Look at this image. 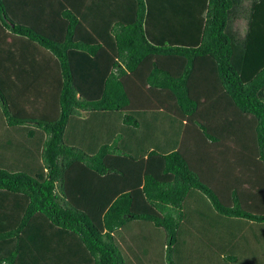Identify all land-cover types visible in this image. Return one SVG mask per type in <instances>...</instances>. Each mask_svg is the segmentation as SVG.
Segmentation results:
<instances>
[{
    "label": "trees",
    "instance_id": "16d2710c",
    "mask_svg": "<svg viewBox=\"0 0 264 264\" xmlns=\"http://www.w3.org/2000/svg\"><path fill=\"white\" fill-rule=\"evenodd\" d=\"M237 3L0 0V264H132L128 220L162 235L158 264L247 263L264 235V0L243 45L224 31ZM191 191L222 246L183 239Z\"/></svg>",
    "mask_w": 264,
    "mask_h": 264
},
{
    "label": "crops",
    "instance_id": "0c3cea01",
    "mask_svg": "<svg viewBox=\"0 0 264 264\" xmlns=\"http://www.w3.org/2000/svg\"><path fill=\"white\" fill-rule=\"evenodd\" d=\"M255 1L256 0H238V3L234 7L235 16L231 23V27L233 31L235 32V29L237 28V26H241L240 23H242L244 25V29H243V32H240V34H238L237 32L233 33L227 28L226 26L227 19H228V10H227V18H226V23L224 26V31L229 35V37L234 39L240 45L244 44L248 20L250 18L251 7H252L253 2ZM233 5L234 4L232 3L230 8H232ZM9 127L10 126L5 124L4 120L0 119V140H4L6 137H8V135L10 134ZM218 170L219 169H217V171ZM218 173L219 171L216 173V175ZM187 204L189 207H187ZM186 208L187 209H186L185 215L187 217V224H186L187 229L185 231L183 239L187 237L194 238V237L200 236V238L214 239L218 244L222 246L224 243L225 236H226L224 220L214 213V211L210 208L208 201L203 196H201L199 193L195 191H191L188 194ZM137 224L138 222L133 221V220L126 221L124 225L120 228L121 230L120 231L118 230L119 234L116 236V238H119V237L127 238L132 229L136 230L138 228ZM150 232H155V235L158 234V231L152 228L151 225L149 226L147 222L139 221V232L137 233V236L139 237V242L137 246L141 245L142 247L150 248V246L156 245L153 242L155 240L154 236H152L150 239L147 237L148 233ZM254 237L255 236L253 234H250L248 236L250 240L254 239ZM253 244H251V247L256 251V248ZM149 251H152V249ZM196 253H197V249L193 251L194 257L193 258L191 257L192 258L190 259L191 262L189 261L188 264H224L218 255H216L214 259L211 256L208 259H206L205 250L202 251L203 255L201 257H196ZM155 256H158V251L157 253H155ZM140 257L141 258L139 260V264H158L157 262L158 260H160V259H156L154 257V254L151 257L152 261H149L147 259L143 260L142 255H140ZM249 259L250 258H248L247 261H249ZM159 264H162V263H159Z\"/></svg>",
    "mask_w": 264,
    "mask_h": 264
},
{
    "label": "rangeland",
    "instance_id": "374dc122",
    "mask_svg": "<svg viewBox=\"0 0 264 264\" xmlns=\"http://www.w3.org/2000/svg\"><path fill=\"white\" fill-rule=\"evenodd\" d=\"M231 1L233 3V0H231ZM226 18H227V15H226ZM240 24H241V26H237V28L235 29V32H237L238 34H240V32H243V29H244V25L242 23H240ZM244 229L245 228H242L241 230H244ZM132 230L135 232L139 231L138 229L137 230L132 229ZM136 233H138V232H136ZM150 233H148L147 237L150 239L152 236H154V239L156 240V245L150 246V248L149 247H142L141 245L137 246V242L135 240L128 239L129 237H133L131 235L128 236V238L125 240V244L128 247L130 245L132 247L131 249L126 250L127 258L129 259V261L132 262V264H138V262L141 258L140 255H142L143 260L147 259L149 261H152L151 257L154 254V257L156 259H160V260L162 259L163 261H165L164 249L159 248L161 243L163 242L162 235L159 232L157 235H155V232H150ZM250 234L256 235V233H254V232H251ZM134 241H135V243H134ZM252 241L254 242L253 245L255 246L256 251L254 250V252H248L247 257L250 259H249V261H247V263H244V264H264V235L259 234ZM151 249H152V251H149ZM157 251H158V256H155V253H157ZM255 257L257 260L255 259ZM242 263H243V261H242Z\"/></svg>",
    "mask_w": 264,
    "mask_h": 264
}]
</instances>
